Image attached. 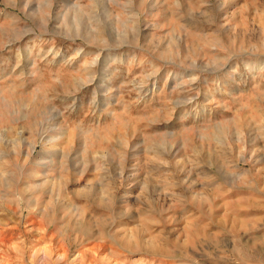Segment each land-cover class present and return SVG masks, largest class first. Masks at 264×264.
Instances as JSON below:
<instances>
[{
  "label": "rangeland",
  "instance_id": "374dc122",
  "mask_svg": "<svg viewBox=\"0 0 264 264\" xmlns=\"http://www.w3.org/2000/svg\"><path fill=\"white\" fill-rule=\"evenodd\" d=\"M0 264H264V0H0Z\"/></svg>",
  "mask_w": 264,
  "mask_h": 264
}]
</instances>
